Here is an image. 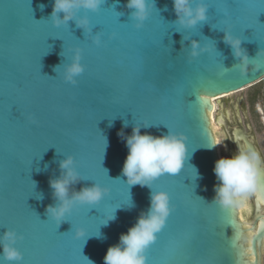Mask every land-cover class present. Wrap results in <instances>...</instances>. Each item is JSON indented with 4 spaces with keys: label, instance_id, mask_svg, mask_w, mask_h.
Listing matches in <instances>:
<instances>
[{
    "label": "water",
    "instance_id": "95a60500",
    "mask_svg": "<svg viewBox=\"0 0 264 264\" xmlns=\"http://www.w3.org/2000/svg\"><path fill=\"white\" fill-rule=\"evenodd\" d=\"M207 2L221 5L217 15L209 9L206 22L180 28L172 0H155L137 29L127 0H106L99 12L80 11L91 23L86 33L74 21L53 26V0H0V225L7 223L24 236L15 245L23 253L22 264H104L107 249L148 209L151 189H129L121 172L128 148L118 133L130 135L134 123H152L142 133L171 131L186 138L190 158L184 173L182 169L174 179L156 180L152 190L166 191L171 209L176 205L166 219L168 231L195 234V264H262L264 213L256 226L245 227L237 206L222 209L213 202L219 155L217 146L208 147L215 142L211 98L264 78V0ZM225 21L236 27L231 30ZM222 30L242 39L250 58L245 69L224 42ZM97 35L99 45L93 40ZM192 40L209 50L193 58ZM77 47L85 71L73 85L62 75L71 62L70 49ZM140 57L147 72L132 80L128 72ZM117 63L124 70L115 71ZM66 155L84 173L74 190L98 183L110 192L89 208L92 218L87 216L89 206L74 208L59 224L57 231L63 234H58L46 209L55 203L49 180L60 175L59 161ZM192 165L199 173L196 180ZM127 189L135 206L117 208L115 220L100 224ZM256 194L264 201L262 170ZM77 227L88 235L75 238ZM98 227L102 238L94 235ZM4 231L0 228V235ZM153 259L158 264L159 257ZM0 264L7 262L0 257Z\"/></svg>",
    "mask_w": 264,
    "mask_h": 264
},
{
    "label": "clouds",
    "instance_id": "9594fccd",
    "mask_svg": "<svg viewBox=\"0 0 264 264\" xmlns=\"http://www.w3.org/2000/svg\"><path fill=\"white\" fill-rule=\"evenodd\" d=\"M105 2L106 0H53L51 22L53 26L60 27L67 25L69 21H74L78 28L90 33L91 23L88 16H81L79 13L81 10L85 13L99 12ZM172 3L176 15L175 23L180 28H194L208 19L207 0H172ZM126 7L132 10L130 17L135 21L134 26L139 29L143 27L151 10L155 8V0H127ZM225 15L227 16V13ZM222 31L224 42L231 47L239 67L241 70L245 69L250 58L246 49L242 47V39L231 31ZM112 36H115V33ZM93 40L97 45L100 44L99 35L93 37ZM208 50L206 47L201 48L199 41L192 40L190 55L193 58L198 57L200 52ZM70 51L73 53L71 62L64 66L62 76L64 81L75 85L76 77L85 71V66L81 63L82 50L77 47ZM151 126L152 123H134L130 135H125L123 131L118 133L128 148L121 170L122 175L126 177V184L129 189L135 185L147 186L151 189L150 204L146 211L141 212L135 224L126 233L120 235L119 242L107 249L104 264H147L145 251L155 242L157 234L172 210L169 194L166 191H153L152 184L164 174L180 173L190 158L186 138L182 134L169 131L167 134L154 136L148 132H141V128L147 129ZM124 127H128L127 120L124 121ZM105 140L107 146L106 137ZM217 145H221L220 140H216L208 148ZM260 165V155L252 148H242L230 157L219 158L213 169L218 180V184L214 186L213 202L222 209L242 205L250 194L258 190L261 182ZM192 167L196 171V180L199 178V173L195 166ZM59 169L60 175L49 180L55 203L46 209L47 216L58 224L67 220L77 206H96L110 192L107 186L98 183L84 186L79 191L74 190L73 186L84 178L77 170L76 160L72 155H66L59 161ZM134 206L130 197V204L127 207L130 209ZM115 218V213L104 216L103 225H107ZM86 234L83 227L74 230L77 239L85 237ZM95 236L102 238L100 232ZM18 239H23L22 235H18L10 228H5L0 235V257L7 264H22L23 253L15 246Z\"/></svg>",
    "mask_w": 264,
    "mask_h": 264
},
{
    "label": "flooded vegetation",
    "instance_id": "af4514ba",
    "mask_svg": "<svg viewBox=\"0 0 264 264\" xmlns=\"http://www.w3.org/2000/svg\"><path fill=\"white\" fill-rule=\"evenodd\" d=\"M219 98L213 102L212 110L215 124L218 123L213 133L221 141L217 145L219 158L230 157L242 148H252L260 155V169L264 172V86ZM244 202L248 208L240 211L244 217L240 219L245 227L256 226L258 217L264 213V205L256 192Z\"/></svg>",
    "mask_w": 264,
    "mask_h": 264
},
{
    "label": "snow or ice",
    "instance_id": "6c2138e0",
    "mask_svg": "<svg viewBox=\"0 0 264 264\" xmlns=\"http://www.w3.org/2000/svg\"><path fill=\"white\" fill-rule=\"evenodd\" d=\"M208 5H209V9L214 10L212 15H217L220 8H221V5L218 3H208ZM261 13H264V12H261ZM225 22L229 23L228 21H225ZM229 24H231V26H232L231 30H233L236 27V24L234 21L232 23H229ZM69 31L71 32V35L73 36L72 31L71 30H69ZM61 40H63V39H61ZM64 43H65V41H64ZM113 67H114L115 71L124 70V66L122 64H119V63L115 64ZM146 72H147V62H146L144 57H140L137 64L128 72V76L132 80H134L136 78L143 79ZM52 78L55 79V77H52ZM124 91L130 92L131 88H125ZM11 111L13 114H14V112L16 113V105H12ZM32 123L34 125H37L38 121L32 120ZM159 124H163L169 129L168 123L161 122ZM79 173L82 177H84L83 172H79ZM183 173H184V169H183ZM174 178H175L174 175L164 174V175L160 176L157 180L174 179ZM185 178H187V177H185ZM91 181L94 182V180H91ZM128 191H129V189H127L125 196L121 198L120 202H118L113 207L111 214H108V215L114 214L115 210L117 208H120L123 206H128L130 204V200L128 197ZM262 202H264V201H262ZM90 207H92V206H89L87 208V216L89 218H92L88 214ZM175 210H176V205L173 207L172 212ZM103 222L104 221L102 219V222L100 224H103ZM58 226H59V224L56 222V224H55L56 232L58 234H63V233H59L57 231ZM0 228H8L7 223H5L4 225H0ZM168 229H169V223H168V220H166L163 228L158 233L159 235H157L155 242L152 243L150 245V247L145 251V255H146L147 259L151 262V264H157V261L153 259L154 257H159L158 264H195L196 260L198 259L196 251L194 249L195 234L192 232H179V233H177V232L168 231ZM98 233H99V227L97 228L94 235H96ZM22 237L24 239L23 235H22Z\"/></svg>",
    "mask_w": 264,
    "mask_h": 264
},
{
    "label": "bare ground",
    "instance_id": "6f19581e",
    "mask_svg": "<svg viewBox=\"0 0 264 264\" xmlns=\"http://www.w3.org/2000/svg\"><path fill=\"white\" fill-rule=\"evenodd\" d=\"M245 89V87H243V88H241V89H239V90H237V91H233V92H229V93H226V94H222V95H219V96H216V97H212L211 98V101L212 102H215V100L216 99H220L219 97H222V96H226V95H231V94H234V93H237V92H239V91H243ZM212 114H213V112H212ZM218 124V123H217ZM217 124H215V121H214V131L215 130H217L218 129V125ZM216 140H218V137L216 136L215 137V141ZM238 207V215H239V217H241L242 219L244 218L242 215H241V213H240V211L243 209V208H248V206H247V204L244 202L242 205H239V206H237Z\"/></svg>",
    "mask_w": 264,
    "mask_h": 264
},
{
    "label": "rangeland",
    "instance_id": "374dc122",
    "mask_svg": "<svg viewBox=\"0 0 264 264\" xmlns=\"http://www.w3.org/2000/svg\"><path fill=\"white\" fill-rule=\"evenodd\" d=\"M260 86H264V78H262L261 80H259L255 84L253 83V84H249V85L245 86V89L243 90V92L247 91L248 89H251L254 87H260ZM262 264H264V258H262Z\"/></svg>",
    "mask_w": 264,
    "mask_h": 264
}]
</instances>
